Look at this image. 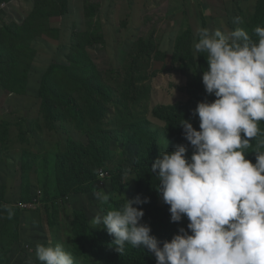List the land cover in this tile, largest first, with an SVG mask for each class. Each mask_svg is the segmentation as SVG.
Instances as JSON below:
<instances>
[{
	"label": "rangeland",
	"instance_id": "1",
	"mask_svg": "<svg viewBox=\"0 0 264 264\" xmlns=\"http://www.w3.org/2000/svg\"><path fill=\"white\" fill-rule=\"evenodd\" d=\"M256 26L264 27V0H0V199L22 216L20 242L0 237L9 250L7 260L0 250V264H41L36 245L49 242L63 243L76 264H99L95 252L84 253L106 230L91 221L135 198L139 160L154 146L158 156L178 145L192 155L156 114L202 102L192 87L208 67L207 54L194 50L197 30L241 28L257 40ZM259 127L264 133V121ZM74 148L101 152L90 176ZM101 172L110 177L104 183ZM80 214L91 236L77 255ZM8 226L2 210L0 236H10Z\"/></svg>",
	"mask_w": 264,
	"mask_h": 264
},
{
	"label": "clouds",
	"instance_id": "2",
	"mask_svg": "<svg viewBox=\"0 0 264 264\" xmlns=\"http://www.w3.org/2000/svg\"><path fill=\"white\" fill-rule=\"evenodd\" d=\"M253 34L257 40L241 28L197 30L194 50L207 54L202 83L215 99L197 104L193 114L199 130L185 119L178 125L193 148L190 159L188 149L178 145L160 152L150 169L171 222L186 217L187 230L180 228L161 246L142 222L143 209L133 206L148 198L123 195L120 209L91 221L92 228L113 237L111 245L120 255L131 246L147 249L156 264H264V138L253 151L256 162L246 159L252 141L264 136L259 127L264 121V27L256 26ZM94 196L109 199L102 192ZM2 207L12 219L13 209ZM35 256L41 264H76L63 243L37 244Z\"/></svg>",
	"mask_w": 264,
	"mask_h": 264
},
{
	"label": "trees",
	"instance_id": "3",
	"mask_svg": "<svg viewBox=\"0 0 264 264\" xmlns=\"http://www.w3.org/2000/svg\"><path fill=\"white\" fill-rule=\"evenodd\" d=\"M192 87L198 88V90L202 92V102H212L215 99L214 95H209L206 93L204 85L199 80H196L194 85ZM44 96V106L52 111V105L51 101L47 95ZM188 107H177V106H170L165 107L162 110V113L156 114L158 118H161L166 121V124L170 128V126L175 128V137L179 143H189L183 135V128L178 126L180 123H182L183 119L189 120L193 127L199 130V117L198 115H194V111L187 112ZM52 116V114H51ZM55 120V118H54ZM257 142L258 138L254 139L252 141V146L247 150L246 159H249L253 163L256 162V154L253 152L257 148ZM72 147L77 148L76 143H72ZM264 151V148L260 149ZM73 152L75 154V160L79 164L80 170L84 166L85 160L87 164L86 173L90 176L92 169H94V166L92 165V162L98 164L100 158H103L101 156L100 151H93L94 154L90 155L89 151L81 149H73ZM160 154V153H159ZM80 157H83V160L80 159ZM158 157V148L157 147H151V155L149 158H145L144 160H139L137 167L134 168V173L136 177V195L139 196L141 199L148 198L147 203H143L139 205V208H142L144 211V217L142 218L143 223H147L151 227V235H154L158 240L162 242L165 240L170 241L172 237L176 234H178V231L180 228H184L187 230V224L188 220L187 218H183L180 222H171L170 220V212H169V205L163 203L164 205L160 203L162 197L157 193L156 189L158 185V180L154 176V173H151V165L155 161V159ZM110 177H108L109 179ZM106 179V180H108ZM100 180V179H99ZM105 180V181H106ZM83 190L80 187L78 190H69L62 195L58 197L52 198V200L57 199H63L66 196L70 194H77L82 193ZM50 200V201H52ZM32 201V200H31ZM6 200L3 198L0 199V211L4 210L2 206L7 205ZM30 202V201H29ZM27 203V202H24ZM9 206V205H7ZM14 211V216L12 219H10V226H8V230L10 231V236H0L2 238V241H13L10 242L12 245L17 244L20 242V222H21V211L18 207H11ZM79 223L76 225H73L72 232L75 236V238L72 241L73 245V253L80 255L84 245L87 244V240L90 238L89 234L91 232H88V224L87 219L84 214H80L78 218ZM75 224V223H74ZM113 240V239H112ZM110 235L105 232L101 233L100 236L97 237L95 240V244L91 245L90 249H88L84 254L88 255L92 252H95V255L97 256V259L99 260V264H156L155 257L147 251V249H137L132 248L131 246H127L126 251L124 254L120 255L118 252H116L113 248V245H111ZM8 244V243H7ZM112 246L111 250H108V247ZM6 254L5 260H7L8 256V249H1ZM33 255V254H29ZM4 260V261H5Z\"/></svg>",
	"mask_w": 264,
	"mask_h": 264
},
{
	"label": "built area",
	"instance_id": "4",
	"mask_svg": "<svg viewBox=\"0 0 264 264\" xmlns=\"http://www.w3.org/2000/svg\"><path fill=\"white\" fill-rule=\"evenodd\" d=\"M7 5V2H4L3 4H1V6L3 7H5ZM109 177V175L108 174H105V173H103V172H101L100 174H99V179H100V181L102 182V183H104L105 182V180L107 179ZM22 209H24L25 207H21Z\"/></svg>",
	"mask_w": 264,
	"mask_h": 264
}]
</instances>
